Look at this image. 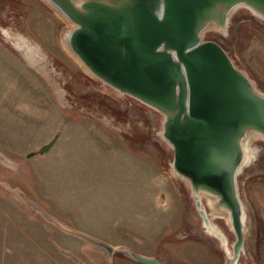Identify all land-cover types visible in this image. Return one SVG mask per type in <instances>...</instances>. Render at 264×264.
I'll return each instance as SVG.
<instances>
[{"label": "rangeland", "instance_id": "374dc122", "mask_svg": "<svg viewBox=\"0 0 264 264\" xmlns=\"http://www.w3.org/2000/svg\"><path fill=\"white\" fill-rule=\"evenodd\" d=\"M227 24L204 38L264 93V18L240 6ZM72 27L48 0H0V264H108L104 247L35 205L163 264H264V140H252L238 174L244 249L234 259L227 218L212 217L205 197L197 205L173 168L163 114L90 73L64 44ZM18 42L35 47L39 70ZM201 207L224 240L204 225ZM114 264L144 263L117 251Z\"/></svg>", "mask_w": 264, "mask_h": 264}, {"label": "water", "instance_id": "95a60500", "mask_svg": "<svg viewBox=\"0 0 264 264\" xmlns=\"http://www.w3.org/2000/svg\"><path fill=\"white\" fill-rule=\"evenodd\" d=\"M48 1L73 23L66 44L92 74L163 114L160 134L173 149L174 169L188 181L199 206L205 197L229 217L238 258L244 249L238 174L250 161L252 140H264V93L218 42L204 36L224 31L240 6L264 18V0ZM35 206L64 231L104 247L108 264H114L117 251L144 264H163Z\"/></svg>", "mask_w": 264, "mask_h": 264}, {"label": "bare ground", "instance_id": "6f19581e", "mask_svg": "<svg viewBox=\"0 0 264 264\" xmlns=\"http://www.w3.org/2000/svg\"><path fill=\"white\" fill-rule=\"evenodd\" d=\"M251 11V10H250ZM255 13V12H254ZM3 33V32H2ZM4 34V33H3ZM5 35V34H4ZM21 37V36H20ZM11 39V38H10ZM23 39V38H22ZM63 40V39H62ZM23 41V40H22ZM17 44V46L19 47V49L22 51H25V53H26V58H27V60L32 64V65H34L38 70L41 68V64H40V60H38L39 58H38V56H37V54L35 53V51H34V49L33 48H35V47H32V46H29V45H27V43H25V44H23V43H21V42H18V43H16ZM64 44H66V40H65V37H64ZM67 45V44H66ZM17 47V48H18ZM18 49V50H19ZM37 49V48H36ZM40 50V49H39ZM80 64V63H79ZM43 68V67H42ZM83 68V67H82ZM86 68V67H85ZM87 69V68H86ZM45 71V70H44ZM89 71V70H88ZM43 72V71H42ZM47 72V71H46ZM45 72V73H46ZM91 73V72H90ZM91 75V74H90ZM95 78V77H94ZM98 79V78H97ZM104 83V82H103ZM107 84V83H106ZM108 85V84H107ZM118 93V92H117ZM119 95V94H118ZM169 145V144H168ZM248 152H247V159H251V156H252V152H251V150L249 151V150H247ZM174 168V167H173ZM175 171V170H174ZM176 172V171H175ZM240 174V173H239ZM174 176V175H173ZM177 177V176H176ZM178 178H179V176H178ZM194 194V193H193ZM193 199V198H192ZM204 199H206V198H204ZM23 201V200H22ZM194 202H196V201H194ZM208 204V203H207ZM198 205V204H197ZM211 209H212V217H215V216H219V217H221V216H225V218H227V220H228V224H230L231 225V221H230V219H229V217L227 216V215H223V214H220V213H218L217 211H215L212 207H211ZM209 211V210H208ZM206 213V212H205ZM204 213V215H206L207 217H206V219H205V224L204 225H206V226H208V229L210 230V231H212L214 234H216V235H219V236H221V238L224 240V237H223V235L221 234V232L212 224L213 222H211V220H210V218L208 217V215L207 214H205ZM210 213V212H209ZM218 219V218H217ZM203 220V219H202ZM244 220H245V215H244ZM226 223V222H225ZM224 224V223H223ZM224 226V225H223ZM206 228V227H205ZM220 229V228H219ZM232 230V229H231ZM208 232V231H207ZM227 232V231H226ZM211 234V233H210ZM205 235V234H204ZM228 235V234H227ZM229 236V235H228ZM214 238H215V235H214ZM218 240V239H217ZM233 242V241H232ZM235 243V242H234ZM231 244V243H230ZM229 254H230V251H229Z\"/></svg>", "mask_w": 264, "mask_h": 264}, {"label": "flooded vegetation", "instance_id": "af4514ba", "mask_svg": "<svg viewBox=\"0 0 264 264\" xmlns=\"http://www.w3.org/2000/svg\"><path fill=\"white\" fill-rule=\"evenodd\" d=\"M200 213H201V215H202V217H203V219H204V222H205V219H206L207 216L204 215L205 210H204L202 207L200 208ZM205 214H206V213H205ZM205 223H206V222H205ZM206 225H207V224H206ZM208 226H209V225H208ZM208 226H207V227H208ZM209 227H210V226H209Z\"/></svg>", "mask_w": 264, "mask_h": 264}]
</instances>
